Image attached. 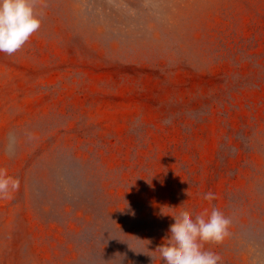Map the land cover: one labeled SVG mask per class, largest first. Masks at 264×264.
<instances>
[{"label": "rangeland", "instance_id": "374dc122", "mask_svg": "<svg viewBox=\"0 0 264 264\" xmlns=\"http://www.w3.org/2000/svg\"><path fill=\"white\" fill-rule=\"evenodd\" d=\"M36 6L0 53V264H160L212 206L232 223L205 248L264 264V0Z\"/></svg>", "mask_w": 264, "mask_h": 264}, {"label": "clouds", "instance_id": "9594fccd", "mask_svg": "<svg viewBox=\"0 0 264 264\" xmlns=\"http://www.w3.org/2000/svg\"><path fill=\"white\" fill-rule=\"evenodd\" d=\"M42 15L36 0H0V53L11 56L22 49L40 29ZM19 186L18 178L0 168V199L9 198ZM203 199L211 202L216 197L207 192ZM173 218L177 222L167 233L166 247L154 252L160 264H222L221 256L205 244H220L230 235L229 217L212 206L210 211Z\"/></svg>", "mask_w": 264, "mask_h": 264}]
</instances>
